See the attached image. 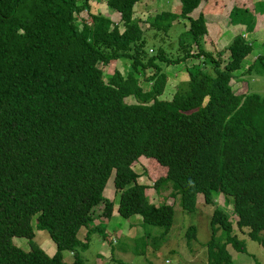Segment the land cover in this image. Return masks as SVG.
Segmentation results:
<instances>
[{"label":"trees","instance_id":"trees-1","mask_svg":"<svg viewBox=\"0 0 264 264\" xmlns=\"http://www.w3.org/2000/svg\"><path fill=\"white\" fill-rule=\"evenodd\" d=\"M94 1L105 2L121 23L90 12ZM148 1L0 0V264H85L78 248L101 225L86 232L85 242L78 234L98 205L112 219L114 203L104 192L113 173L118 214L126 220L142 216L146 225L164 229V237L176 206L191 214L200 196L213 207L215 195H224L240 233L264 248V98L237 95L232 86L252 45L239 35L224 51L206 47V15H222L224 0H180L178 13L157 15L145 30L136 8ZM240 1L231 24L252 31L253 11ZM204 3L200 18H191ZM181 20L189 28L176 55L162 44L156 53L146 51L148 39L168 37ZM195 58L200 64L188 68V82L162 100L166 68ZM121 59H131L133 71L126 77L116 70L106 80L107 68ZM252 71L264 74V56ZM131 98L136 104H127ZM142 157L164 171L158 178L147 172L159 207L134 169ZM34 218L56 246L52 257L32 240ZM210 224L209 264H233L229 245L247 252L224 211L215 208ZM197 234L190 227L188 240ZM16 237L28 239L30 251ZM65 251L74 252L73 262L64 261Z\"/></svg>","mask_w":264,"mask_h":264},{"label":"rangeland","instance_id":"rangeland-1","mask_svg":"<svg viewBox=\"0 0 264 264\" xmlns=\"http://www.w3.org/2000/svg\"><path fill=\"white\" fill-rule=\"evenodd\" d=\"M262 1L264 0H254V4L257 5L260 3L261 7L264 8V2ZM145 3L139 5L136 10V17L142 21L145 30L149 28L150 23L157 15L161 13H178L180 11L179 6L181 5L180 0H149ZM239 3H243L244 5L249 4L247 0L240 1ZM235 4L233 0H224L225 10L223 13V20L226 22L229 21L230 13ZM91 7L90 12L93 14L109 16L113 22L121 23V16L109 10L105 2L100 3L94 1ZM86 16L87 15L83 13L80 15V18H86ZM230 25H232L231 22ZM258 25L259 28H262L259 29V34L257 36L253 35L254 38H252L250 31H244V33H247V36L243 37L252 45V52L244 61L243 68L235 74L239 79L242 78L244 80L242 87H239L243 89V92L245 90L249 95H258L264 98V74L254 71L247 73L246 71L247 65L251 66L257 57L261 55L264 56V20ZM186 30L188 29L184 25L183 20L176 22L175 26L169 32L168 37L162 35L165 37L164 39L162 36L154 40L148 39L146 51H155L156 53L160 44H162L164 45L163 47L168 46V48L170 47L173 49L172 54L176 55L178 38L180 34L184 33ZM225 38L228 44H230L235 36L230 35ZM171 49L168 53L171 52ZM195 50L197 51L198 49L196 48ZM229 58L228 52H226L224 62L226 63ZM197 64H199V61L196 59L166 68V73L171 79L170 84H167L170 96H168V99L164 97L161 99H171L172 95H174V88L178 85V82L180 85L181 82L188 81L189 75L186 71L188 65L193 66ZM116 70L122 72L127 77L129 73L133 71V61L131 59H121L113 62L105 72L106 80H109ZM152 74V70L146 72L147 77L152 76ZM141 85L146 92L150 90V86L145 77L142 78ZM234 89L236 91L238 87L234 86ZM126 102L130 105L136 104V100L133 98L128 99ZM150 164V159L148 157H142L140 161L135 164L134 169L142 177L140 184L149 186L148 195L150 203L159 207L161 199L156 190L152 188L154 181L149 177L147 172L151 170L153 172L152 174H155L154 177L158 178L164 171L162 172L160 169L154 171V168H152ZM104 197L114 203V217H112L113 219L110 221H106L103 217L104 207L98 205L92 213L93 222L96 221V223L92 222L88 227H84L80 230L78 238L85 242L86 232L94 226L101 225V232H89L87 240L88 246L84 250L83 248H78V253L80 257L85 260V264H209L208 244L212 239L210 220L215 208L226 213L233 225V234L237 235L238 238L246 244L247 252L245 253L237 252L231 245L227 247V250L232 256V263L264 264V248L258 242L251 240L247 234L240 233L237 228L238 217L234 213L233 205L232 203L226 204L227 197L224 195H215L213 207L206 206L204 196H200L198 198V210L191 214L182 211L179 206H176L173 228L165 234L164 237V229L146 225L142 216H136L126 220L118 214L120 194L117 193L115 189L114 173L106 187ZM228 199L233 200V198ZM169 204H173V200H170ZM33 220H35L33 222L35 234V237L32 239L33 242L47 253H49L48 247L51 244L56 250V246L50 238L49 233L45 230H38L35 227L37 225L36 218ZM190 227H196L198 230L197 238L193 240H188L187 232ZM223 237L225 238L223 232L217 234V238L222 242ZM14 242L24 251L28 252L31 249L30 241L26 238L16 237L14 238ZM63 258L66 262H73L75 260V257L71 256L70 251L63 252Z\"/></svg>","mask_w":264,"mask_h":264},{"label":"crops","instance_id":"crops-1","mask_svg":"<svg viewBox=\"0 0 264 264\" xmlns=\"http://www.w3.org/2000/svg\"><path fill=\"white\" fill-rule=\"evenodd\" d=\"M233 1L235 2L236 0H233ZM248 2H249V5L248 6L251 7V10L253 11V14L252 15H253L254 21H255V29H253L252 31H250V34H251L252 38H254V36H257L259 34V29L262 28V27L259 28V25L258 24L261 23L262 20H264V14L262 13V7H261L260 3L257 4V5H255L254 4V0H249ZM262 2H264V1H262ZM202 6H201L202 8L200 7L199 10H197L193 15H191V18H193L195 20H198L200 18L199 16L202 15V12H203V10H204V8L206 6V3L202 4ZM137 8H136V10H137ZM179 8H180V6H179ZM255 9H256V11H255ZM228 20H229L228 22H226L225 20H223V14L222 15H206V21H207L208 30H209V41H207L206 47L209 50H212V51L213 50H216L217 52L224 51L231 44V43L228 44V41L225 38L227 36H230V35H233L235 37H237L239 35H241V36H247V33H244L245 30L248 31L247 28H246V26H243V25H237V26L233 25L232 26V25H230V22H231L230 19H228ZM184 25L187 27V29L189 28V23L187 21H184ZM228 55H229V52H228ZM196 59L197 58H195V59H188L185 63L190 62V61H194ZM197 60L199 61V59H197ZM199 64H200V61H199ZM197 65H193V66H189L188 65L186 71L188 70V68H191V67H194V66H197ZM247 67L249 68L250 66L247 65ZM247 67H246V71L248 70ZM242 68H243V64H242ZM187 73H188V71H187ZM235 77L238 78L237 75H235ZM168 79H169V82H168V85H169L171 79L169 77H168ZM185 82H188V81H185ZM243 82H244V80L242 78L241 79L238 78V79L232 81V86L233 87L234 86H237L238 87V89L236 91L234 89V92L237 95H241V94H244L245 95V93H246L245 90L243 92V89L239 88V87H242ZM181 84H184V82H181ZM180 85H179V82H178V85L175 86L174 92H173L174 95H175V93L178 90V88H179ZM174 95H172L171 99L173 98ZM168 96H170V94H169V90L167 89L163 97L166 98V99H168ZM171 99H169V100H171ZM94 222L96 223V221H94ZM51 245L48 247V252L49 253H47V252L46 253L49 256L52 257V256L55 255L57 249L55 250L54 246L53 245L51 246ZM71 256L75 257L74 252H71ZM68 263H71V262H68Z\"/></svg>","mask_w":264,"mask_h":264}]
</instances>
